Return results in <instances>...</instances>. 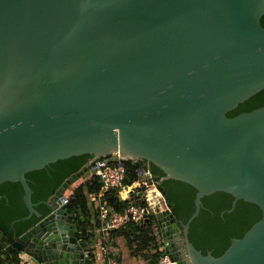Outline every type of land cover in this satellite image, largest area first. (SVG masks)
I'll return each instance as SVG.
<instances>
[{"label":"water","instance_id":"1","mask_svg":"<svg viewBox=\"0 0 264 264\" xmlns=\"http://www.w3.org/2000/svg\"><path fill=\"white\" fill-rule=\"evenodd\" d=\"M263 12L264 0H0V182L21 184L19 219L36 217L9 240L0 230V247L29 264H90L61 203L84 170L37 202L24 174L117 153L145 160L148 176L118 189L147 202L177 264H264V105L226 114L264 87ZM147 161L196 189L184 222L159 208ZM216 190L232 194L227 211L237 199L261 210L219 255L187 235Z\"/></svg>","mask_w":264,"mask_h":264},{"label":"trees","instance_id":"2","mask_svg":"<svg viewBox=\"0 0 264 264\" xmlns=\"http://www.w3.org/2000/svg\"><path fill=\"white\" fill-rule=\"evenodd\" d=\"M260 23L264 26V12L260 17ZM260 105H264V87L226 111V114L231 116ZM93 157L91 153L72 155L57 159L41 168L25 172L24 176L31 188V200L33 202L46 200L66 177L80 169H87ZM146 163L152 174L153 187L163 199L160 208L168 207L175 219L184 222L194 209L193 198L196 189L183 180L175 178L160 179L163 175L162 170L150 161ZM124 164L126 166L124 184L130 185L137 178L136 167L145 165V160L132 161L125 159ZM97 186L98 182L92 176L74 188L70 195H65L68 200V207L76 209V216L73 218L72 223L80 226L79 234L85 240H89L91 236V233H87L84 220L88 212L85 192L86 190L95 189ZM123 192L124 190L120 191L117 188L108 195V202L116 209L122 208L129 202V199L124 200ZM22 194L23 189L18 181L5 180L0 182V230L5 233L7 240L11 238L13 231L20 233L36 218L32 215L28 219H19L27 213ZM200 199L201 206L189 223L187 235L193 245L200 249L202 253L210 250L213 255H219L228 246L231 237L241 236L261 215V210L255 203L243 199H237L233 208L227 211L233 196L226 191L216 190L202 195ZM140 203L148 205L146 201ZM35 208L39 212L47 211L43 202L37 203ZM94 214L96 216V213ZM125 227H121L118 231L122 230L125 233L133 234L136 238V249H139L138 247L153 248L155 246L156 251H150L146 255V264H154L156 256L165 250L164 248L158 249L161 245V242L158 243L161 236L153 211L149 212L146 223L132 224L129 231L127 230L128 227ZM17 261L18 257L14 252L5 251L0 247V264H12Z\"/></svg>","mask_w":264,"mask_h":264},{"label":"built area","instance_id":"3","mask_svg":"<svg viewBox=\"0 0 264 264\" xmlns=\"http://www.w3.org/2000/svg\"><path fill=\"white\" fill-rule=\"evenodd\" d=\"M125 159L128 158L121 157L117 153H111L92 158L89 164V167L92 169V176L98 182V186L95 189L86 190L85 196L86 200L94 206L99 223L98 229L101 232L112 229L117 230L128 224H142L144 223L145 216L151 211L148 205L131 200L120 209H116L108 202L109 193L124 185L126 174ZM129 160L135 161L136 159ZM141 168H143L142 171H140ZM135 171L136 173L141 172L142 175L148 176V170L145 165L137 166ZM61 203L67 204V198H63ZM74 211L70 213L71 216L75 214ZM96 250L97 254H99L98 250L100 251L102 258L100 262H96L97 264H122L112 255L106 244L100 243ZM96 250L94 251V256ZM15 255L18 257V261L12 264H29L26 255L22 253ZM154 264H177V261L169 252L162 251L156 256Z\"/></svg>","mask_w":264,"mask_h":264},{"label":"crops","instance_id":"4","mask_svg":"<svg viewBox=\"0 0 264 264\" xmlns=\"http://www.w3.org/2000/svg\"><path fill=\"white\" fill-rule=\"evenodd\" d=\"M91 171V174L89 175H84L85 171L87 170ZM80 177V176H79ZM77 178L76 180H74V183H71L68 188V195H70L74 188H76L79 184L83 183L86 179L92 177V169L91 167H88L87 169H85L83 171V175L81 176L82 178ZM80 179V180H79ZM64 193V191H63ZM123 196L125 197V194L123 192ZM87 207H88V212H87V216L84 219L85 223H86V230L87 233H91V236L89 238V240L87 241L88 246H92L91 248V252L93 253L96 249L97 246L100 243H104L106 244V246L108 247V249L111 251L112 255L117 258L122 264H146V255L150 253V251H156V249H154V247L152 248H142V247H138L139 249H136V238H134L133 234H128L127 232H123L122 230L118 231L117 230H107L105 232H101L98 229V221L97 218L95 216L94 213L95 209L94 206L91 205L88 201H87ZM66 210L67 212L72 213L74 211V209H70L68 207V205L66 206ZM76 210V209H75ZM75 212V211H74ZM76 216V213L73 215ZM97 222V223H96ZM132 225V224H131ZM130 224H128L125 228H127V230H130L131 227ZM123 229V228H122ZM74 230L77 232V236H80V226L78 224H74ZM2 248V247H1ZM97 254V250L95 252V256L92 259L90 264H97L96 262H100L101 258V254L100 251L98 250Z\"/></svg>","mask_w":264,"mask_h":264},{"label":"rangeland","instance_id":"5","mask_svg":"<svg viewBox=\"0 0 264 264\" xmlns=\"http://www.w3.org/2000/svg\"><path fill=\"white\" fill-rule=\"evenodd\" d=\"M89 174H91V171L88 169L87 171H85V173H84V175L86 176V175H89ZM80 179L82 178L81 176L79 177ZM79 179V180H80ZM78 180V179H77ZM75 181H72L71 183H74ZM68 194V188H65L64 189V193H63V195H67ZM123 264H125V263H123Z\"/></svg>","mask_w":264,"mask_h":264},{"label":"flooded vegetation","instance_id":"6","mask_svg":"<svg viewBox=\"0 0 264 264\" xmlns=\"http://www.w3.org/2000/svg\"><path fill=\"white\" fill-rule=\"evenodd\" d=\"M159 208H160V206H159ZM160 209H162V208H160ZM145 217H147L148 218V215H146ZM162 240V239H161ZM161 240L160 241H158V243L159 242H161ZM160 248H162L163 249V245H162V243H161V245L158 247V249H160ZM154 249H155V246H154Z\"/></svg>","mask_w":264,"mask_h":264},{"label":"clouds","instance_id":"7","mask_svg":"<svg viewBox=\"0 0 264 264\" xmlns=\"http://www.w3.org/2000/svg\"><path fill=\"white\" fill-rule=\"evenodd\" d=\"M63 194V193H62ZM67 205V204H66ZM70 213V212H69ZM73 218H75V216H71V220H73Z\"/></svg>","mask_w":264,"mask_h":264}]
</instances>
